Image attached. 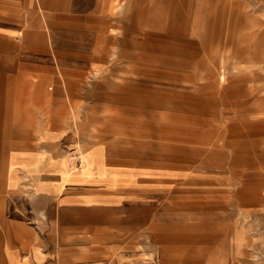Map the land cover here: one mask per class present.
<instances>
[{
  "label": "crops",
  "instance_id": "obj_1",
  "mask_svg": "<svg viewBox=\"0 0 264 264\" xmlns=\"http://www.w3.org/2000/svg\"><path fill=\"white\" fill-rule=\"evenodd\" d=\"M102 7L103 0H0V264H264V247L252 243L257 230H247L240 213L206 219L205 244L181 236L175 245L133 242L129 206L150 203L134 190L184 180L213 156L192 129L144 130L152 123L144 112L180 124L204 113L189 95L103 84L91 74L102 59L100 37L88 42L77 27L86 29ZM227 11L222 28L230 39ZM247 12L240 5L245 31ZM88 108L94 117L84 115ZM255 122L264 126V118ZM76 153L81 162L71 158ZM72 238L93 244L62 243Z\"/></svg>",
  "mask_w": 264,
  "mask_h": 264
},
{
  "label": "rangeland",
  "instance_id": "obj_2",
  "mask_svg": "<svg viewBox=\"0 0 264 264\" xmlns=\"http://www.w3.org/2000/svg\"><path fill=\"white\" fill-rule=\"evenodd\" d=\"M240 5L248 11L246 31L239 29ZM226 9L230 39L222 28ZM89 16L90 25L77 28L88 42L100 37L97 56L102 59L90 72L103 84L183 92L209 109V114L202 109L204 113L184 117L182 124L165 115L142 114L148 123L152 120L153 128L146 123L145 131L157 126L169 136L176 125L183 134L197 132L200 146L209 147L213 158L200 159L184 180L134 190L136 200L144 194L150 202L129 206L136 222L135 245L142 249L139 245H157V240L175 245L180 236L187 244H205L206 219L240 213L247 230H257L252 243L264 247V233L255 222V213L264 214V126L255 122L264 118V0H103V7ZM83 113L95 116L94 108ZM104 115L125 114L104 110ZM216 223L223 228L221 219ZM74 240L62 243L93 244Z\"/></svg>",
  "mask_w": 264,
  "mask_h": 264
},
{
  "label": "built area",
  "instance_id": "obj_3",
  "mask_svg": "<svg viewBox=\"0 0 264 264\" xmlns=\"http://www.w3.org/2000/svg\"><path fill=\"white\" fill-rule=\"evenodd\" d=\"M71 158L73 160H77V161L81 162L80 154H78V153L72 155Z\"/></svg>",
  "mask_w": 264,
  "mask_h": 264
}]
</instances>
